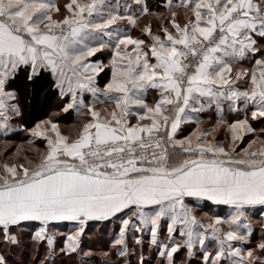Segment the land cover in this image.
Listing matches in <instances>:
<instances>
[{
	"label": "snow or ice",
	"instance_id": "obj_1",
	"mask_svg": "<svg viewBox=\"0 0 264 264\" xmlns=\"http://www.w3.org/2000/svg\"><path fill=\"white\" fill-rule=\"evenodd\" d=\"M142 17L158 30L141 28ZM21 74L34 95L51 77L67 99L61 111L81 119L74 136L51 117L23 123ZM149 89L159 93L152 105ZM107 101L111 108L96 107ZM213 110L215 123L201 127ZM250 121H264V0H0V135L28 134L27 148L0 162V246H27V236L38 251L46 242V264L56 255L50 229L72 222L59 252L91 257L81 248L88 223L119 219L116 251L102 252L101 264H131L129 237L144 264L145 235L159 264H176L183 249L191 259L197 248L202 264H264V240L244 247L253 232L248 210L264 208V128ZM183 125L194 127L177 138ZM221 130L227 143L217 141ZM188 198L231 212L205 223ZM0 264H9L3 253Z\"/></svg>",
	"mask_w": 264,
	"mask_h": 264
},
{
	"label": "rangeland",
	"instance_id": "obj_2",
	"mask_svg": "<svg viewBox=\"0 0 264 264\" xmlns=\"http://www.w3.org/2000/svg\"><path fill=\"white\" fill-rule=\"evenodd\" d=\"M65 1L66 0H59L61 5H63ZM160 11L163 10L160 9ZM164 13L165 15H167L166 12ZM56 105H59L58 102L56 103ZM52 109L53 110L49 112L46 116V119L51 117L55 122L60 124V127L62 128V126L69 121L66 117L61 118V116H64L66 114L63 113L61 115H58V112H56V107H53ZM57 110H59V107ZM54 113L56 115H53ZM17 119L18 118H16L15 124H17L18 122ZM65 131V129L62 130L63 133H72ZM20 136L21 137H19L17 140L7 139L0 142V162L8 160V158L12 157L16 151V146L23 144L25 148H27L26 140L28 138V134L22 132ZM247 140L248 137L245 138L242 144L246 145ZM35 146L43 148L44 142L42 141V139H37ZM24 154L30 156L34 155L30 152H26ZM186 203L193 207L197 218L202 219L205 223L208 222L207 217L219 215L221 218H226L231 212V210L225 209V207H221L220 205H214L211 202L207 201H200L197 204L194 203L191 198H188L186 200ZM247 216L249 220L253 222L254 226L259 227L260 224L263 223L264 217H252V213L250 212H247ZM167 223V220L161 221L162 239L166 238ZM35 227H39V224L36 223ZM119 229V219H116L115 221L105 222L90 221L86 227L85 233L81 237V248L83 249V251H91L93 255L91 257H84L82 252L79 255H64L59 252V249L64 246L65 241L67 239V235L70 232L74 231V225L72 222H58L53 228L50 229L51 231L56 233V255L54 259L47 260L46 264H101V261L104 259V257H102L101 255L102 252L108 251L114 253L116 251V249L112 245L113 241L117 238L119 234ZM256 232V230L252 232L249 242L244 245L245 248L256 249L257 245L261 242V240L256 237V235L260 233L256 234ZM177 238L179 239V237ZM148 239L149 237L145 235V245L143 248L144 264H159L160 258L157 255L155 247L148 246ZM25 244L27 246L22 245L15 249H8L3 246H0V253H3L8 257L9 264H42V261H45V257L48 256V247L46 242L41 243L38 246V251L37 246L32 244L29 237L27 236L25 237ZM129 244L131 247L135 248V254L129 256L128 259L130 260L131 264H139L141 250L138 246L132 243L131 237H129ZM214 248V243L208 245L209 251H212ZM257 255H260L259 251H257ZM111 258L113 260L120 259L115 255H113ZM175 262L176 264H202V254L199 248H197L195 255L191 259H189L187 256V250L183 249L175 255ZM225 264H227V262H225Z\"/></svg>",
	"mask_w": 264,
	"mask_h": 264
},
{
	"label": "crops",
	"instance_id": "obj_3",
	"mask_svg": "<svg viewBox=\"0 0 264 264\" xmlns=\"http://www.w3.org/2000/svg\"><path fill=\"white\" fill-rule=\"evenodd\" d=\"M160 2H162V1H160ZM175 2H178V0H174V3ZM160 9H162L164 12H166V10L163 9V8L153 9V11H160ZM175 10L178 13V19L180 20V22H183V20H184L183 19L184 18L183 15L185 13V9L183 7H177ZM149 23H151L153 31L158 30L159 22L156 19H154L153 17H142L140 19V21H139V26L142 28L144 25L149 24ZM140 34L141 33H140L138 28H133L132 29V35L133 36H140ZM98 58H100V57H98ZM239 66L240 65H235L234 67H239ZM242 66L243 67H250V65H248V64H243ZM102 84L103 83H101V85ZM146 96H147V103L150 104V105L154 104V102L157 99H159V93H158L157 90H154V89H149L147 94H146ZM85 99H86V101L91 100L90 95L85 94ZM57 102H58L59 105H56ZM66 102H67V99L61 100L60 95L58 93V96L56 97L53 105L51 106V108L49 110V112H51L53 110L52 109L53 107L54 108L56 107V112H58V115L63 114V112L61 111V108H62L63 104L66 103ZM58 107H59V110H57ZM96 107L98 109L111 108L112 107V103L110 101L103 102V103H97ZM69 113H71V115H73L74 117L71 118V119H68L70 122L69 121L66 122L62 126L61 129L62 130L65 129L66 130L65 132H72L71 134L62 132L63 134L74 136L75 133H76V127L81 123V119L77 117V114H76V112L74 110L70 111ZM225 117H226V119L232 120V119H236L237 115L236 114H231L230 115L227 112V110H226L225 111ZM202 118L204 120V123L201 125V127H203V128L211 127L215 123V111L213 110L211 113L202 114ZM44 119H46V117ZM44 119H42V120H44ZM15 121H16V119H13L12 122H11L14 128L17 127L18 124H19V122H17V124H15ZM250 122L252 123L253 127L256 128L257 130H259L261 128H264V121H260V122L250 121ZM133 123H135V120H133ZM193 127H194V125H183L182 126L183 130H182V132H180V134L178 135L177 138H182L183 136L187 135L192 130ZM15 134L16 133H10L8 136L0 135V142L9 139L8 138L9 136H14ZM247 137H248V140H251V139L254 138V137H252V135H248ZM216 138H217L218 142L227 143V134L223 130H221L219 133H217ZM248 140H247V142H248ZM247 142H246V144H247ZM243 146H246V145L241 144V147H243ZM220 206L221 207H225V209L230 210V208L228 206H226V205H220ZM248 212L252 213V217H256V218L264 217V208H262L261 206H256L253 209H249ZM252 226H253V232H254V230H256L257 231L256 234L260 233V234H257L256 237L259 238L261 241L264 240L263 239L264 238V218H263V223H261L259 227L258 226H254L253 222H252ZM260 255H262V254L260 253Z\"/></svg>",
	"mask_w": 264,
	"mask_h": 264
},
{
	"label": "trees",
	"instance_id": "obj_4",
	"mask_svg": "<svg viewBox=\"0 0 264 264\" xmlns=\"http://www.w3.org/2000/svg\"><path fill=\"white\" fill-rule=\"evenodd\" d=\"M162 0H159V2ZM158 0H149L150 4H156ZM157 9V8H154ZM102 58H106L102 57ZM107 77L101 74L99 80L103 83ZM43 86L38 89V91L33 94L31 86H25L23 82V76L17 79L15 82V86L19 88L20 95L22 97V104H23V123L28 126L32 127L34 124L42 119H44L53 105L56 97L58 96V91L51 87V77L49 76L45 81L42 82ZM62 117H66L67 119H71L74 116L71 113H68ZM17 121L20 123L21 121L19 118ZM22 133H16L14 136H9L8 138L11 140H17Z\"/></svg>",
	"mask_w": 264,
	"mask_h": 264
}]
</instances>
